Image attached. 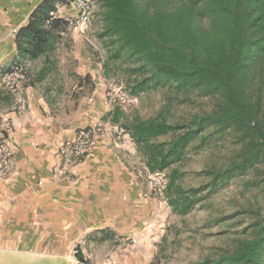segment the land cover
Instances as JSON below:
<instances>
[{
    "label": "trees",
    "instance_id": "1",
    "mask_svg": "<svg viewBox=\"0 0 264 264\" xmlns=\"http://www.w3.org/2000/svg\"><path fill=\"white\" fill-rule=\"evenodd\" d=\"M64 1L44 0L16 35L24 59L45 57L37 74L56 68L52 54L66 25L56 12ZM94 1L109 60L128 64L129 93L156 90L166 99L156 115L135 116L125 129L150 172L167 170L175 209L185 213L249 175L252 186L263 188L264 0ZM175 104L198 109L170 118ZM111 115L116 123L124 117L119 107ZM207 150L217 157L201 172L207 183L185 189L175 165ZM244 213L250 222L243 234L194 264H264V214Z\"/></svg>",
    "mask_w": 264,
    "mask_h": 264
},
{
    "label": "crops",
    "instance_id": "2",
    "mask_svg": "<svg viewBox=\"0 0 264 264\" xmlns=\"http://www.w3.org/2000/svg\"><path fill=\"white\" fill-rule=\"evenodd\" d=\"M43 1L0 0V72L22 63L36 73L28 74L22 113L12 110V96L0 89V109L14 121L8 136L13 169L0 176V264H152L156 251L150 235L140 232L148 209L141 164L128 133L119 141L110 134L66 177L54 175L60 146L80 127L100 119L111 125L112 110L103 87L85 85L96 74H37L45 57L19 54L16 35ZM56 15L66 25L52 59L62 48L63 59L78 64L79 39L89 30L77 24L68 0L58 4ZM73 78L77 84L68 85Z\"/></svg>",
    "mask_w": 264,
    "mask_h": 264
},
{
    "label": "rangeland",
    "instance_id": "3",
    "mask_svg": "<svg viewBox=\"0 0 264 264\" xmlns=\"http://www.w3.org/2000/svg\"><path fill=\"white\" fill-rule=\"evenodd\" d=\"M90 1L93 4L91 26L89 31L83 34L82 39H79L78 51L83 56L80 57L78 64H74L63 59L62 48L57 50L56 55L59 58L54 57L56 68L51 74L62 76L96 74V79L85 80V85L92 83L94 88L98 84L106 92L111 81H126L129 73L128 64L122 59L109 60L108 47L99 36L102 24L99 6L94 0ZM39 65L40 62L34 63V69L36 70ZM27 74L36 73L27 71ZM78 81V85L82 86L81 83L84 82L82 78ZM71 83L77 84V79L73 78L68 85ZM81 91L85 89H80ZM137 97L138 103L124 113L121 123L113 122L110 118L112 125H119L125 129V124L135 116L148 118L166 106V99L161 91L148 90ZM192 109L197 110L198 105L191 108L186 104H175L169 115L170 118L179 117L190 113ZM110 110L113 111L114 108ZM137 158V163L141 164V178L144 183L143 197L148 204L140 232L144 238L150 235L149 243H153L156 251L152 264H194L204 256L229 246L235 238L243 234V229L250 222L249 215L244 213L246 209L258 208L264 214V187L252 186L251 175L231 181L222 189L209 193L208 197L189 211L180 213L172 203L175 193L168 187L167 170L159 172L163 175L165 184L162 194H159L149 185V178L145 175L147 167L139 152ZM216 160V155L209 150L193 154L186 163L175 165L179 167L182 176L177 183L185 189L203 186L208 180L201 172ZM204 194L205 192H202V195Z\"/></svg>",
    "mask_w": 264,
    "mask_h": 264
},
{
    "label": "built area",
    "instance_id": "4",
    "mask_svg": "<svg viewBox=\"0 0 264 264\" xmlns=\"http://www.w3.org/2000/svg\"><path fill=\"white\" fill-rule=\"evenodd\" d=\"M68 1L74 4L78 12L77 24L84 31H88L93 13L92 2L90 0ZM27 82L28 74L22 65H14L0 72V89L9 92L12 96V110L16 113H22L26 109ZM105 97L110 109L119 107L123 113L128 112L138 103V97L129 93L123 80L111 81L106 88ZM13 125L14 121L9 112L0 109V176L8 175L13 169L12 153L8 146V136ZM110 134L119 141L123 139L126 131L119 125H110L104 119L77 129L74 137L60 146L58 150L60 162L54 169V175L57 178L66 177L72 166L81 162ZM145 175L149 178V185L162 194L165 188L163 175L159 172H150L148 168H145Z\"/></svg>",
    "mask_w": 264,
    "mask_h": 264
}]
</instances>
